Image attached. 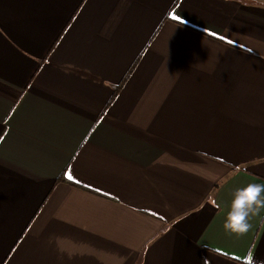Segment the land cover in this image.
Segmentation results:
<instances>
[{
	"label": "crops",
	"instance_id": "1",
	"mask_svg": "<svg viewBox=\"0 0 264 264\" xmlns=\"http://www.w3.org/2000/svg\"><path fill=\"white\" fill-rule=\"evenodd\" d=\"M248 183L264 0H0V264H254Z\"/></svg>",
	"mask_w": 264,
	"mask_h": 264
},
{
	"label": "clouds",
	"instance_id": "2",
	"mask_svg": "<svg viewBox=\"0 0 264 264\" xmlns=\"http://www.w3.org/2000/svg\"><path fill=\"white\" fill-rule=\"evenodd\" d=\"M262 208H264V184L248 183L236 188L232 193L224 228L233 234H246L252 227L250 218L259 214ZM254 264H264V260L254 261Z\"/></svg>",
	"mask_w": 264,
	"mask_h": 264
},
{
	"label": "trees",
	"instance_id": "3",
	"mask_svg": "<svg viewBox=\"0 0 264 264\" xmlns=\"http://www.w3.org/2000/svg\"><path fill=\"white\" fill-rule=\"evenodd\" d=\"M132 70V68H130L129 72ZM129 72L127 73L126 77L128 76ZM125 79V78H124ZM119 88V87H118Z\"/></svg>",
	"mask_w": 264,
	"mask_h": 264
},
{
	"label": "snow or ice",
	"instance_id": "4",
	"mask_svg": "<svg viewBox=\"0 0 264 264\" xmlns=\"http://www.w3.org/2000/svg\"><path fill=\"white\" fill-rule=\"evenodd\" d=\"M175 18V17H174ZM71 178V177H70Z\"/></svg>",
	"mask_w": 264,
	"mask_h": 264
}]
</instances>
